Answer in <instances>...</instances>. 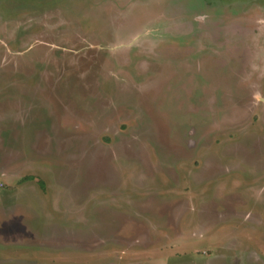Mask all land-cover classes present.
<instances>
[{
	"label": "rangeland",
	"instance_id": "obj_1",
	"mask_svg": "<svg viewBox=\"0 0 264 264\" xmlns=\"http://www.w3.org/2000/svg\"><path fill=\"white\" fill-rule=\"evenodd\" d=\"M0 264H264V0H0Z\"/></svg>",
	"mask_w": 264,
	"mask_h": 264
},
{
	"label": "trees",
	"instance_id": "obj_2",
	"mask_svg": "<svg viewBox=\"0 0 264 264\" xmlns=\"http://www.w3.org/2000/svg\"><path fill=\"white\" fill-rule=\"evenodd\" d=\"M28 179L33 180L32 177H29ZM41 186H43V184H41Z\"/></svg>",
	"mask_w": 264,
	"mask_h": 264
}]
</instances>
